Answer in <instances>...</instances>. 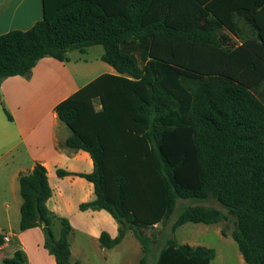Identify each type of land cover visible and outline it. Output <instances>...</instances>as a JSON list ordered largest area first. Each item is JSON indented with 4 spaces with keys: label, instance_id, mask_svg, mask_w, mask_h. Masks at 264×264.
<instances>
[{
    "label": "trees",
    "instance_id": "1",
    "mask_svg": "<svg viewBox=\"0 0 264 264\" xmlns=\"http://www.w3.org/2000/svg\"><path fill=\"white\" fill-rule=\"evenodd\" d=\"M93 46L104 48L102 61L117 75L98 77L55 111L71 132L65 147L89 153L94 170L57 173L93 184L95 200L80 210H105L118 223V237L104 232L101 247L113 249L132 232L140 264L155 251V264H211L214 249L181 245L175 234L189 223L225 222L244 262L264 264V0H125L121 8L43 0L41 21L0 36V91L44 58L63 63ZM19 187V230L42 228L57 264H78L69 221L47 206L46 168L21 174ZM211 200L226 214L202 205ZM180 201L192 205L162 230ZM2 264L28 260L18 250Z\"/></svg>",
    "mask_w": 264,
    "mask_h": 264
},
{
    "label": "crops",
    "instance_id": "2",
    "mask_svg": "<svg viewBox=\"0 0 264 264\" xmlns=\"http://www.w3.org/2000/svg\"><path fill=\"white\" fill-rule=\"evenodd\" d=\"M103 1L115 8L125 4V0ZM42 19L43 0H0V36L16 30L28 31ZM231 40L237 47L241 45L232 37ZM71 53L66 62L44 58L29 76L12 77L3 82L0 91V235L3 238L0 264L18 250L26 254L28 264H57L45 248L42 228L19 230L23 203L19 177L31 172L36 164L46 168L53 190L47 203L49 210L57 217L67 219L72 227L69 241L73 263L136 264L135 258L139 257L140 264L144 257L141 244L132 232H128L123 242L113 249L101 247L100 238L104 232L112 239L118 237V223L105 210H80L82 204L95 200L93 184L76 175L58 176V170L91 174L94 164L89 153L65 147L71 132L60 122L56 107L98 77L117 75L101 57L102 72L87 80L92 73L88 61L78 57L72 60ZM195 225H203L206 228L200 232L207 233L209 227L221 224ZM156 229L160 231L161 226L156 225ZM6 237L9 242L5 241ZM179 244L199 246L187 242Z\"/></svg>",
    "mask_w": 264,
    "mask_h": 264
},
{
    "label": "rangeland",
    "instance_id": "3",
    "mask_svg": "<svg viewBox=\"0 0 264 264\" xmlns=\"http://www.w3.org/2000/svg\"><path fill=\"white\" fill-rule=\"evenodd\" d=\"M127 49L135 55L139 60H141L142 50L136 45L132 44ZM104 53V49L102 46H94L90 47L87 50L86 54H80L79 52H72L71 53V59L74 60L75 58H81L82 60H86L89 63V66L91 67V74L87 78V80L91 79L94 75H98L102 72L101 64V57ZM85 80V81H87ZM192 205L190 201H180L178 204L177 209L175 210L173 216L171 217V221L168 224V227L165 230L166 232L170 231L171 226L176 221L178 215L180 212L183 211V207L187 205ZM202 205L208 206V207H214L219 210H221L224 214H226L225 209L216 201H209L206 203H203ZM222 227V230H225L226 237L222 236L219 232V229ZM203 227V225H195V224H187L183 227L179 228L176 233V238L180 243H189L190 245L195 244L199 245L201 247L206 246L208 248L214 249L216 251V258L211 264H246L243 260V257L238 249L237 244L234 242V240L231 237V227H226V223L223 222L221 225H216L209 227L207 233H202L200 230ZM59 227H56L55 230L59 231ZM161 230V229H160ZM150 236L152 234V231L147 232ZM186 241V242H185ZM156 253L150 255L147 261V264H155L156 260ZM136 264L139 263L140 258H135Z\"/></svg>",
    "mask_w": 264,
    "mask_h": 264
},
{
    "label": "built area",
    "instance_id": "4",
    "mask_svg": "<svg viewBox=\"0 0 264 264\" xmlns=\"http://www.w3.org/2000/svg\"><path fill=\"white\" fill-rule=\"evenodd\" d=\"M5 241H6V242H9V238L6 237V238H5Z\"/></svg>",
    "mask_w": 264,
    "mask_h": 264
}]
</instances>
